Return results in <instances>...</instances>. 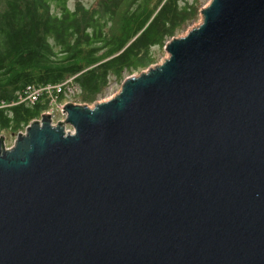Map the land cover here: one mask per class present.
I'll return each instance as SVG.
<instances>
[{"label":"water","instance_id":"1","mask_svg":"<svg viewBox=\"0 0 264 264\" xmlns=\"http://www.w3.org/2000/svg\"><path fill=\"white\" fill-rule=\"evenodd\" d=\"M199 13L107 99L0 135V264H264V0Z\"/></svg>","mask_w":264,"mask_h":264},{"label":"trees","instance_id":"2","mask_svg":"<svg viewBox=\"0 0 264 264\" xmlns=\"http://www.w3.org/2000/svg\"><path fill=\"white\" fill-rule=\"evenodd\" d=\"M0 0V128L22 130L47 106L19 101L28 84L74 75L92 101L126 73L157 59L155 49L199 16L198 0ZM119 24L113 30L115 21Z\"/></svg>","mask_w":264,"mask_h":264},{"label":"built area","instance_id":"3","mask_svg":"<svg viewBox=\"0 0 264 264\" xmlns=\"http://www.w3.org/2000/svg\"><path fill=\"white\" fill-rule=\"evenodd\" d=\"M74 75H71L59 82H46L42 84H28L22 95L19 96V101H25L28 103H33L38 100L41 96L47 98V103L55 102L57 99L63 97L67 101L79 102L77 98V93L81 92V87L74 81ZM66 102V101H64ZM63 104H58L55 108H58L60 113V119L65 117V111L63 109ZM50 111L52 122L54 123V117L56 112L54 109H47ZM58 120V119H57ZM69 128V127H68Z\"/></svg>","mask_w":264,"mask_h":264},{"label":"rangeland","instance_id":"4","mask_svg":"<svg viewBox=\"0 0 264 264\" xmlns=\"http://www.w3.org/2000/svg\"><path fill=\"white\" fill-rule=\"evenodd\" d=\"M75 0H68L69 4L72 5L73 2ZM84 4L86 5H92L94 4V2L96 0H81ZM199 3H201L202 5H204L205 3H207L209 0H198ZM156 0H151L150 4L153 5L155 4ZM201 5V6H202ZM200 20V13H199V16L193 20L192 22H190L187 26H185L183 29H181L176 35H179V34H183L187 31V29H189L191 26L195 25L198 23V21ZM118 20L115 21V24L113 26V30H117V27H118ZM168 40V39H167ZM155 53H156V56H157V59L155 62H152L150 63L149 65L151 64H154L156 62H159L167 53L165 51V49L162 47H157L155 49ZM148 66L142 68V69H139V70H136L132 73H126L125 76L127 75H130V74H135V73H138L140 70H143V69H146ZM124 76V77H125ZM74 79V78H73ZM122 81V80H121ZM121 81L119 80H116L115 78H111L110 81H109V84L102 90L101 93L97 94V96L92 100V101H83L82 98H81V92L77 93V96L76 98L82 102V103H86L88 105H92V103L94 101H97V100H103V99H107L108 97H110L111 95H113L115 92H117V90L119 89L120 87V83ZM82 91V90H81ZM64 101L67 102L66 98H59L57 99L55 102H50V103H47V106L45 107V109L42 111V112H46L47 109H54L55 112H56V115L54 117V122H57L58 120H60V113L57 112L58 111V108H55L58 104H61V103H65ZM58 119V120H57ZM24 129V128H23ZM22 129V130H23ZM20 131V130H19ZM18 131H11L9 129H6V128H0V135H3L4 136V141H5V145L6 146H9L13 143V140L16 136Z\"/></svg>","mask_w":264,"mask_h":264}]
</instances>
